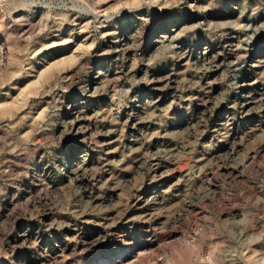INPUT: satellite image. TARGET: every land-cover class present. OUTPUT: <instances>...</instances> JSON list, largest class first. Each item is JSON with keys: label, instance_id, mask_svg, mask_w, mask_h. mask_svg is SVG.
<instances>
[{"label": "rangeland", "instance_id": "obj_1", "mask_svg": "<svg viewBox=\"0 0 264 264\" xmlns=\"http://www.w3.org/2000/svg\"><path fill=\"white\" fill-rule=\"evenodd\" d=\"M0 264H264V0H0Z\"/></svg>", "mask_w": 264, "mask_h": 264}]
</instances>
